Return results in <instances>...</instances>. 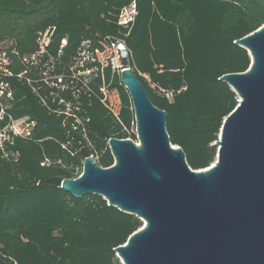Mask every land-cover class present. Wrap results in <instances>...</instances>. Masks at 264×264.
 Instances as JSON below:
<instances>
[{"label": "trees", "instance_id": "16d2710c", "mask_svg": "<svg viewBox=\"0 0 264 264\" xmlns=\"http://www.w3.org/2000/svg\"><path fill=\"white\" fill-rule=\"evenodd\" d=\"M132 1L138 14L127 33L116 24V15ZM262 25L264 0H0V46L22 54L34 52L38 35L48 28H54L51 54L66 39L65 62L83 40L122 39L132 55V73L151 102L167 113L169 139L193 170L215 161L223 121L238 105L235 92L220 80L250 66L247 50L235 42ZM10 83L14 93L8 112L34 119L36 127L30 139L15 140L17 162L0 154V264H121L115 249L142 221L108 206L101 196L76 198L60 185L82 173L87 157L111 167L107 142L127 135L95 99L81 98L89 118L82 133L72 129L70 119L63 126L24 83ZM150 83L181 92L169 102ZM116 84L120 117L129 128L131 101L118 78Z\"/></svg>", "mask_w": 264, "mask_h": 264}, {"label": "water", "instance_id": "95a60500", "mask_svg": "<svg viewBox=\"0 0 264 264\" xmlns=\"http://www.w3.org/2000/svg\"><path fill=\"white\" fill-rule=\"evenodd\" d=\"M235 43L251 62L220 78L238 105L223 121L208 168L189 167L169 139L167 113L123 70L139 145L111 138V167L87 157L80 176L61 182L76 198L101 196L142 221L115 249L121 264H264V25Z\"/></svg>", "mask_w": 264, "mask_h": 264}, {"label": "built area", "instance_id": "2783aa9c", "mask_svg": "<svg viewBox=\"0 0 264 264\" xmlns=\"http://www.w3.org/2000/svg\"><path fill=\"white\" fill-rule=\"evenodd\" d=\"M137 14V4L132 1L119 10L116 24L128 33ZM53 31L54 28H48L46 32L40 33L36 39L37 48L31 53L22 54L14 47L0 46L1 157L17 162L20 153L14 149L15 140L30 139L36 127L34 119L27 116L14 118L8 112L14 93L11 79L28 86L49 113L61 117L63 126H66L67 120L70 119L72 129H79L82 133H85L89 118L85 115L81 98L97 100L121 126L127 135L125 140L139 145L134 114L129 128L123 124L120 117L122 103L116 79L120 80L123 70L132 71V55L125 42L109 36L86 39L81 41L70 62H65L62 60V50L66 46L65 38L61 40L56 54L48 51ZM142 77L148 80L146 75ZM149 85L169 102L181 92L179 90L174 93L152 83ZM131 110L133 113L132 104ZM133 135L134 139L131 138Z\"/></svg>", "mask_w": 264, "mask_h": 264}]
</instances>
